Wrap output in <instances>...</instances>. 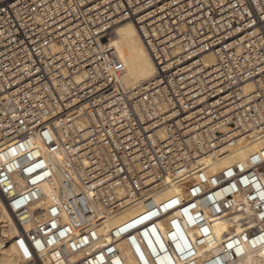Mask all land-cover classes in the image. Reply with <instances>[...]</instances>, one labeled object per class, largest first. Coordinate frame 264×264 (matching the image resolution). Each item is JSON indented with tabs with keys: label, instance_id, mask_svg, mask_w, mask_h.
Segmentation results:
<instances>
[{
	"label": "built area",
	"instance_id": "built-area-1",
	"mask_svg": "<svg viewBox=\"0 0 264 264\" xmlns=\"http://www.w3.org/2000/svg\"><path fill=\"white\" fill-rule=\"evenodd\" d=\"M124 21L155 69L131 88L109 43ZM262 140L264 0H0V249L18 264H125L122 246L200 264L210 221L238 214L210 264L243 257L264 246V147L211 164Z\"/></svg>",
	"mask_w": 264,
	"mask_h": 264
},
{
	"label": "bare ground",
	"instance_id": "bare-ground-1",
	"mask_svg": "<svg viewBox=\"0 0 264 264\" xmlns=\"http://www.w3.org/2000/svg\"><path fill=\"white\" fill-rule=\"evenodd\" d=\"M110 45L113 47L122 67H123V84L127 88L140 85L154 75V65L152 59L147 52L145 45L138 34V31L133 23L130 21H124L116 24L113 27L111 37L109 39ZM206 62L209 64L213 61L211 55L205 56ZM264 147V140L249 146L246 148H241L230 154H224L219 156L214 162H212V171L218 172L224 167H228L237 163L244 162L246 157L254 150ZM180 190L177 186L173 185L166 190H164L158 197L157 201L163 199L164 197L171 196L174 194H179ZM137 209L127 212V215L133 214ZM126 216L118 217L112 220L104 228L103 232H106L110 227L124 219ZM243 218L241 215H233L223 218H215L210 221V226L212 229V234L214 237V245L211 247L201 246L198 247L199 257L196 262L200 264H210V261L214 259L218 252L222 249L223 244L227 240L236 235L239 230L242 229L240 222ZM0 220L11 223L12 217L6 210H1ZM7 232H3L6 234ZM193 233V232H192ZM15 234L14 230H10L8 233L9 236ZM197 233L194 232L193 237L195 238ZM108 242V239L104 241ZM124 254V263L125 264H137L133 259L131 251L128 250L125 246H122ZM1 264H18L19 259L17 258L14 247H11L7 250H1ZM228 264H264V246L259 247L258 249L251 250L248 247L245 248V255L231 263Z\"/></svg>",
	"mask_w": 264,
	"mask_h": 264
},
{
	"label": "snow or ice",
	"instance_id": "snow-or-ice-1",
	"mask_svg": "<svg viewBox=\"0 0 264 264\" xmlns=\"http://www.w3.org/2000/svg\"><path fill=\"white\" fill-rule=\"evenodd\" d=\"M262 195H264V194H262ZM21 246L23 247V242H21ZM25 254L27 255V250L25 251Z\"/></svg>",
	"mask_w": 264,
	"mask_h": 264
},
{
	"label": "crops",
	"instance_id": "crops-1",
	"mask_svg": "<svg viewBox=\"0 0 264 264\" xmlns=\"http://www.w3.org/2000/svg\"><path fill=\"white\" fill-rule=\"evenodd\" d=\"M0 264H1V255H0Z\"/></svg>",
	"mask_w": 264,
	"mask_h": 264
}]
</instances>
